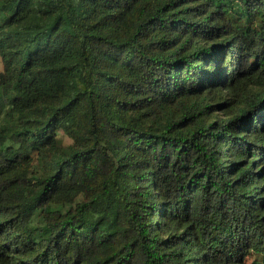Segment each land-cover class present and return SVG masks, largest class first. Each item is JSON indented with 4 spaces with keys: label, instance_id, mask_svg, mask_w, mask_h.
I'll return each mask as SVG.
<instances>
[{
    "label": "trees",
    "instance_id": "1",
    "mask_svg": "<svg viewBox=\"0 0 264 264\" xmlns=\"http://www.w3.org/2000/svg\"><path fill=\"white\" fill-rule=\"evenodd\" d=\"M0 58V264H264V0H0Z\"/></svg>",
    "mask_w": 264,
    "mask_h": 264
},
{
    "label": "rangeland",
    "instance_id": "2",
    "mask_svg": "<svg viewBox=\"0 0 264 264\" xmlns=\"http://www.w3.org/2000/svg\"><path fill=\"white\" fill-rule=\"evenodd\" d=\"M2 67H3V64H2V60H1V58H0V71L2 70ZM64 142H65L66 144H68V143H70V140H69L68 138L65 137Z\"/></svg>",
    "mask_w": 264,
    "mask_h": 264
}]
</instances>
